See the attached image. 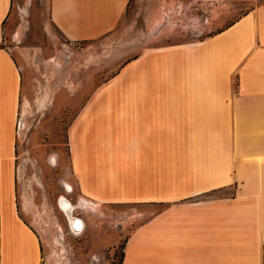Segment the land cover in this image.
Masks as SVG:
<instances>
[{
    "label": "crops",
    "instance_id": "1",
    "mask_svg": "<svg viewBox=\"0 0 264 264\" xmlns=\"http://www.w3.org/2000/svg\"><path fill=\"white\" fill-rule=\"evenodd\" d=\"M234 1L255 3L211 35L143 46L66 95L82 198L95 210L150 208L121 264H264V0ZM131 2L49 0V15L68 40L95 48ZM12 4L0 0V264H40L41 237L17 203L16 130L32 108L27 76L3 46Z\"/></svg>",
    "mask_w": 264,
    "mask_h": 264
},
{
    "label": "rangeland",
    "instance_id": "2",
    "mask_svg": "<svg viewBox=\"0 0 264 264\" xmlns=\"http://www.w3.org/2000/svg\"><path fill=\"white\" fill-rule=\"evenodd\" d=\"M254 3L133 0L119 27L98 40L95 48H87L89 44L71 42L53 26L49 0H13L3 46L27 76L32 108L27 116L21 112L16 130L17 203L23 219L41 237L40 264H121L126 236L150 212L136 204L101 203L96 210L78 205L88 201L72 175L68 126L73 112L66 95L94 74L98 81L115 74L143 46L211 35L235 22ZM62 91L61 106L56 99ZM46 97L47 106L39 107ZM65 199L74 208L72 215L84 220L82 232L71 227L62 206Z\"/></svg>",
    "mask_w": 264,
    "mask_h": 264
},
{
    "label": "bare ground",
    "instance_id": "3",
    "mask_svg": "<svg viewBox=\"0 0 264 264\" xmlns=\"http://www.w3.org/2000/svg\"><path fill=\"white\" fill-rule=\"evenodd\" d=\"M69 185V184H68ZM64 203H66V204H63L62 206H63V208H65V210H66V213L68 214V216L70 217L69 218V223H70V225H71V227L75 230V231H77V232H82L83 230H84V228H85V222H84V220L82 219V218H80V217H78V216H74V215H72V210L74 209L73 207H71L69 204L71 203L70 202V200H68V199H65L64 200ZM78 205H80L81 207H84V208H86V207H90V204L89 203H86V202H84V201H80L79 203H78ZM77 205V206H78Z\"/></svg>",
    "mask_w": 264,
    "mask_h": 264
}]
</instances>
